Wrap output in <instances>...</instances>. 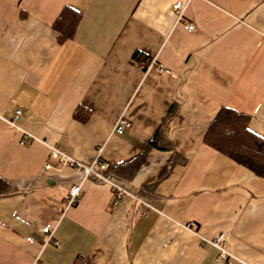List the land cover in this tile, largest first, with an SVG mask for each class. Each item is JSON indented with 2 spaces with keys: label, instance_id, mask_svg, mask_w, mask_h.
<instances>
[{
  "label": "crops",
  "instance_id": "1",
  "mask_svg": "<svg viewBox=\"0 0 264 264\" xmlns=\"http://www.w3.org/2000/svg\"><path fill=\"white\" fill-rule=\"evenodd\" d=\"M222 108L264 138V0H0V264H264V176L204 142ZM17 110L36 140L7 125ZM50 146L102 147L127 195L87 180L68 207L84 173ZM220 235L227 263L200 241Z\"/></svg>",
  "mask_w": 264,
  "mask_h": 264
},
{
  "label": "trees",
  "instance_id": "2",
  "mask_svg": "<svg viewBox=\"0 0 264 264\" xmlns=\"http://www.w3.org/2000/svg\"><path fill=\"white\" fill-rule=\"evenodd\" d=\"M80 18L75 10L64 9L54 26L61 40L73 37ZM248 125V115L222 108L211 122L204 142L258 176H264V138L253 133ZM5 186V181L0 179V194Z\"/></svg>",
  "mask_w": 264,
  "mask_h": 264
},
{
  "label": "built area",
  "instance_id": "3",
  "mask_svg": "<svg viewBox=\"0 0 264 264\" xmlns=\"http://www.w3.org/2000/svg\"><path fill=\"white\" fill-rule=\"evenodd\" d=\"M187 8V3L183 2H177L173 5L174 11L177 13V22H181L182 18L184 17L185 11ZM184 28L191 32L195 29L194 24L188 23L184 24ZM139 68L144 71H148L152 68H156L158 70H161L162 68H159L155 65L154 61L151 62H140L138 64ZM23 112L22 110H17L14 112L9 119L5 120L7 125L12 127L13 129L17 130L18 132L22 133L23 135L27 136L29 140H36L34 136L26 132L23 128H21L18 124V122L22 119ZM132 127V123L129 122L126 119L121 118L116 126L114 127V132L121 134L125 129H129ZM27 141L23 140L22 144H26ZM103 148L100 147L97 150V154L95 157H90L87 161L81 162L73 158L72 156L66 154L64 150L61 148H58L56 146H50V157L54 160H57L60 164L71 167V168H77L81 169L84 173V178L82 180V183L80 185L73 186L69 192V195L66 199V204L68 207H72L78 203L80 198L82 197V185L87 180H92L93 182H100L109 184L111 186V189L113 190L116 199H121L123 196L127 195V192L114 184L108 176H106V171L108 169L107 164L102 161L101 155H102ZM52 166L50 163H47L45 165V169H50ZM185 228L191 230L192 232L196 233V223L190 222L187 225H184ZM43 232L45 234H48V241L52 240V230L49 227H46L43 229ZM197 234V233H196ZM30 242L33 241L32 238L28 239ZM200 241L202 244L207 243L211 245L213 248H215L218 251V258L220 262L227 263L229 261V258L231 257L230 253L227 251L225 247V238L223 235L217 236L213 240H208L200 236Z\"/></svg>",
  "mask_w": 264,
  "mask_h": 264
}]
</instances>
